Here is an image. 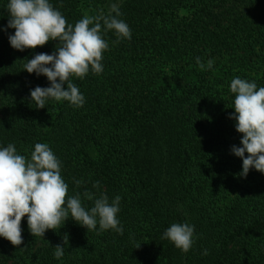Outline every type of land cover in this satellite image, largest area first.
Wrapping results in <instances>:
<instances>
[{
	"label": "trees",
	"instance_id": "trees-1",
	"mask_svg": "<svg viewBox=\"0 0 264 264\" xmlns=\"http://www.w3.org/2000/svg\"><path fill=\"white\" fill-rule=\"evenodd\" d=\"M108 1L49 0L73 25L107 14ZM9 2L0 0V147L14 143L30 157L47 143L69 195L121 196L124 233L97 234L69 217L34 236L25 216L21 245L0 236V264H264V172L239 175L243 158L231 149L243 146V134L230 116L233 78L264 87V0H118L132 38L115 42L108 31L103 72L72 77L85 96L80 108L54 100L36 107L31 90L51 82L23 66L52 54L59 40L14 49ZM197 56L214 60L213 69L201 71ZM176 222L195 226L187 253L161 239ZM64 234L69 243L57 260Z\"/></svg>",
	"mask_w": 264,
	"mask_h": 264
},
{
	"label": "clouds",
	"instance_id": "clouds-1",
	"mask_svg": "<svg viewBox=\"0 0 264 264\" xmlns=\"http://www.w3.org/2000/svg\"><path fill=\"white\" fill-rule=\"evenodd\" d=\"M7 9V28L15 29L9 35L14 49H35L50 40H59L52 54L37 53L26 59L23 66L29 73L43 74L51 82V86L31 90L37 108H44L49 100L83 107L85 96L72 77L83 79L90 71L97 75L103 72V53L109 49L104 36L108 31L115 32V42L132 38L131 28L120 18L123 13L116 3L111 4L107 14L103 10L95 15L86 14L74 25L49 0H10ZM196 63L201 71L214 67V60L204 63L199 56ZM230 91L235 94V112L230 116L237 122V131L243 134V146L233 145L231 149L243 158L239 175L246 177L252 167L264 172V87H258L255 80L237 76L230 83ZM75 183L80 186L83 181ZM99 186V181L93 185ZM83 199L93 201V206L86 208ZM121 199L116 195L110 200L106 193L97 196L88 190L69 195L62 162L47 143H36L30 157L20 154L14 143L0 147V236L15 246L23 242L21 222L25 216L34 236H44L48 229H60L69 217L88 231L100 234L111 229L123 235L124 227L118 218ZM196 238L195 226L187 222L172 223L161 237L184 253L192 248ZM68 243L69 236L64 234L63 244L55 245L57 260L64 256ZM203 255H208L207 249Z\"/></svg>",
	"mask_w": 264,
	"mask_h": 264
},
{
	"label": "rangeland",
	"instance_id": "rangeland-1",
	"mask_svg": "<svg viewBox=\"0 0 264 264\" xmlns=\"http://www.w3.org/2000/svg\"><path fill=\"white\" fill-rule=\"evenodd\" d=\"M118 0H109L107 3L104 4V6L109 8L111 4L116 3Z\"/></svg>",
	"mask_w": 264,
	"mask_h": 264
}]
</instances>
